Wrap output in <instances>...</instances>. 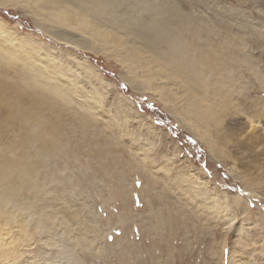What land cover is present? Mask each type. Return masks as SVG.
I'll return each instance as SVG.
<instances>
[{"label": "rangeland", "instance_id": "obj_1", "mask_svg": "<svg viewBox=\"0 0 264 264\" xmlns=\"http://www.w3.org/2000/svg\"><path fill=\"white\" fill-rule=\"evenodd\" d=\"M222 5L242 11L104 0L59 19L0 0V264H264V157L219 129L215 162L143 83L170 90L177 113L210 100L156 54L178 34L208 45Z\"/></svg>", "mask_w": 264, "mask_h": 264}, {"label": "bare ground", "instance_id": "obj_2", "mask_svg": "<svg viewBox=\"0 0 264 264\" xmlns=\"http://www.w3.org/2000/svg\"><path fill=\"white\" fill-rule=\"evenodd\" d=\"M87 1L70 0V3L65 4L73 10L74 7H93L99 11L104 6V0ZM30 2L39 4L36 8L39 13L58 8L59 19L70 17L73 11L60 0H30ZM238 2L242 11L224 5L216 7L214 10L216 30L213 31L210 43L202 46L204 48L199 46L190 51L184 45L187 43L186 38H183V43L179 34L177 35L179 43L170 44L175 41L171 39L172 36L159 42L162 46L166 44V48L161 46V50L158 49L156 55L163 60L166 59L164 62L168 61V65L172 66L186 83L203 85L205 90L211 93L210 100L206 96L198 98L192 96L190 103L180 101L182 109L177 113L174 111L175 106L170 105L167 99L168 96L172 98L173 94L169 95L170 90L166 88L158 90L157 83L152 80L143 81L145 91L163 103L164 109L167 106L169 110H165L173 112L179 124L184 125L202 141L209 150L208 155L211 159L213 154L209 139L214 132L217 134L219 129L227 130L233 141L240 140V148L244 147L260 159L264 157V0H238ZM157 21V24L152 26V30L156 33L158 31L166 33V36L172 35L173 31L165 21ZM179 31L183 34L185 29ZM173 37L176 38L175 35ZM142 38L147 45H151L152 40L148 36L144 35ZM169 38L172 41L167 44ZM129 69L133 73L131 67ZM207 75L209 78L206 77ZM127 83L131 84L130 81ZM145 91L142 92L145 94ZM213 159L217 162L216 159L218 160L219 157ZM229 172L233 173V171Z\"/></svg>", "mask_w": 264, "mask_h": 264}]
</instances>
